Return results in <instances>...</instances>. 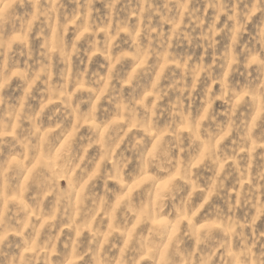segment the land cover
I'll return each mask as SVG.
<instances>
[{
    "label": "clouds",
    "instance_id": "9594fccd",
    "mask_svg": "<svg viewBox=\"0 0 264 264\" xmlns=\"http://www.w3.org/2000/svg\"><path fill=\"white\" fill-rule=\"evenodd\" d=\"M0 264H264V0H0Z\"/></svg>",
    "mask_w": 264,
    "mask_h": 264
}]
</instances>
